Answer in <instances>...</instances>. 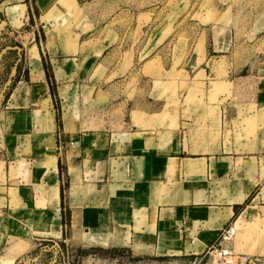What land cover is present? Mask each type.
<instances>
[{
	"label": "crops",
	"instance_id": "crops-1",
	"mask_svg": "<svg viewBox=\"0 0 264 264\" xmlns=\"http://www.w3.org/2000/svg\"><path fill=\"white\" fill-rule=\"evenodd\" d=\"M18 1L10 17H32L38 55L6 101L23 105L12 112L25 113V127L0 156V199L29 209L43 195L61 229L69 213L86 231L129 233L127 246L159 255L225 247L224 230L264 214V75L242 92L251 103L219 105L209 92L202 103L193 80L210 76L218 55H197L211 30L194 14L169 0H66L77 9L49 17L60 0ZM64 26L71 36L55 32ZM228 37L213 42L231 47ZM175 65L174 85H187L176 96L165 91Z\"/></svg>",
	"mask_w": 264,
	"mask_h": 264
},
{
	"label": "rangeland",
	"instance_id": "rangeland-1",
	"mask_svg": "<svg viewBox=\"0 0 264 264\" xmlns=\"http://www.w3.org/2000/svg\"><path fill=\"white\" fill-rule=\"evenodd\" d=\"M18 2L3 0L0 3V156H7L8 140L19 133L18 127H25L19 121L25 120V113L12 112L21 110L19 106L23 105L13 103L12 99L8 108L6 101L17 86L18 74L23 73L22 79H25L28 66L33 62L32 57L38 55L36 49L30 50L32 17L26 16L23 24L19 20L15 21L17 16L11 18L8 12V7ZM60 4L49 12V17L61 9H77L70 1L60 0ZM169 5L173 11H185L186 19L194 14L195 21L211 30L207 39L206 32L202 33L196 52L202 60L205 50L209 56H218L212 57L207 63V72L212 73L210 76H201V82L193 80L195 95L202 96V103L206 92L211 93V101H217L219 105L251 103L250 97L244 96L242 92L256 90L260 77L264 75V0H169ZM65 29L64 26L55 29V32L71 36ZM49 32L54 34V30L47 28ZM227 34L231 47L226 43L224 47L216 46L213 41L216 40L217 44L218 39L223 37L225 41ZM183 39L185 37L182 34L179 40ZM227 49L228 52L225 51ZM173 52L180 53L181 49ZM226 52L230 56L228 59L222 56ZM178 56L184 57L186 54L182 52ZM178 65L174 66L170 82L165 86V91H171L175 96L180 87H187L185 80L179 87L174 85L182 79V70H176ZM38 97L44 99L42 94ZM26 139L28 141L29 136ZM11 141L10 146H15ZM30 147L31 144L26 145L24 154H32ZM9 153L12 157V151ZM54 157L56 155L52 151L50 159ZM42 193L45 194V191L42 190ZM3 200L0 199V264H220L216 256L207 252L208 249L198 254L182 252L159 255L147 247L127 246L129 238L126 237L129 233L111 235L108 232L86 231L78 224L77 216L70 222L72 218L69 213L68 224L61 229L55 223L54 209L46 207L51 199L43 195L37 208L35 205L34 208L29 207L30 211L35 210L36 213L44 211V217L39 221L29 217L31 212H26L28 208L10 206ZM257 222L260 224L257 225ZM244 227L242 230L235 229L231 239L223 238V248L235 255L234 264H264V214L255 217ZM244 256H247L246 260L242 258Z\"/></svg>",
	"mask_w": 264,
	"mask_h": 264
},
{
	"label": "built area",
	"instance_id": "built-area-1",
	"mask_svg": "<svg viewBox=\"0 0 264 264\" xmlns=\"http://www.w3.org/2000/svg\"><path fill=\"white\" fill-rule=\"evenodd\" d=\"M3 0H0V3ZM235 234V228L234 227H229L226 230H224L223 233V238L224 239H231L233 237V235ZM210 255L212 256H216V258L218 259V261H220V264H234V258L235 255L232 254L231 251L227 250L226 248H223L220 245H212L208 248L207 251ZM239 258H241L240 256H238ZM242 258H245V260L247 259V256H244ZM243 263V260H242Z\"/></svg>",
	"mask_w": 264,
	"mask_h": 264
},
{
	"label": "bare ground",
	"instance_id": "bare-ground-1",
	"mask_svg": "<svg viewBox=\"0 0 264 264\" xmlns=\"http://www.w3.org/2000/svg\"><path fill=\"white\" fill-rule=\"evenodd\" d=\"M17 7H15V9H16ZM9 12H10V14L12 15V14H15L14 12V7L12 8V7H10L9 8ZM55 159H56V157H54V159L53 160H51V162H54L55 161ZM54 196L57 198V196H58V194H57V192H56V194L54 193ZM57 209V208H56Z\"/></svg>",
	"mask_w": 264,
	"mask_h": 264
},
{
	"label": "trees",
	"instance_id": "trees-1",
	"mask_svg": "<svg viewBox=\"0 0 264 264\" xmlns=\"http://www.w3.org/2000/svg\"><path fill=\"white\" fill-rule=\"evenodd\" d=\"M63 195H64V190L62 188V190H61V196L63 197Z\"/></svg>",
	"mask_w": 264,
	"mask_h": 264
}]
</instances>
